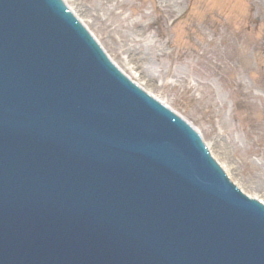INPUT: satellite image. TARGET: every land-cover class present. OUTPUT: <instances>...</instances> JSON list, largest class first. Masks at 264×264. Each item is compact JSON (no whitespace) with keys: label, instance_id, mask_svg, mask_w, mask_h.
<instances>
[{"label":"water","instance_id":"1","mask_svg":"<svg viewBox=\"0 0 264 264\" xmlns=\"http://www.w3.org/2000/svg\"><path fill=\"white\" fill-rule=\"evenodd\" d=\"M71 10L0 0V264H264V203Z\"/></svg>","mask_w":264,"mask_h":264},{"label":"rangeland","instance_id":"2","mask_svg":"<svg viewBox=\"0 0 264 264\" xmlns=\"http://www.w3.org/2000/svg\"><path fill=\"white\" fill-rule=\"evenodd\" d=\"M116 65L264 201V0H65Z\"/></svg>","mask_w":264,"mask_h":264}]
</instances>
